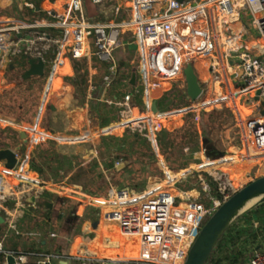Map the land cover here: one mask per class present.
Returning <instances> with one entry per match:
<instances>
[{"label": "built area", "instance_id": "2783aa9c", "mask_svg": "<svg viewBox=\"0 0 264 264\" xmlns=\"http://www.w3.org/2000/svg\"><path fill=\"white\" fill-rule=\"evenodd\" d=\"M50 1L57 7L46 10L48 17L27 21L6 16L3 10L9 5L0 0L1 70L20 72L19 56L42 58L46 63L45 57L52 53V73L67 62L75 66L85 60L84 75L98 68L110 83L123 69L117 52L132 46L143 103L136 104L131 95L111 132L135 131L154 141L164 128V118L191 112L199 124L203 116L229 108L238 114L243 148L205 151L199 169L204 168L217 183L211 189L223 183L231 191L230 165L264 160V0H117L114 12L121 16L126 12V18L111 22L89 19L85 0ZM90 2L99 5L103 0ZM92 58L99 62L93 64ZM188 66L194 68L203 90L196 100L188 94ZM170 84L178 85L175 91L187 104L160 110L158 100L173 92L172 86L167 88ZM40 137L32 136L30 145L49 138ZM17 156L12 169L0 161V216L6 213L9 219L12 207L24 208L29 197L46 194L96 206L105 233L79 250L76 258L85 264H185L203 225L217 210L213 212L201 195L181 196L170 187L187 173L195 174V168L174 174L166 167L160 185L124 186L97 197L77 186L42 178L29 157L22 158L18 152ZM258 167L264 169V161ZM0 254L5 257L1 264L10 254L17 264H24L27 257L7 249L4 235H0ZM248 261L264 264V253H252ZM39 264H50L49 256Z\"/></svg>", "mask_w": 264, "mask_h": 264}, {"label": "crops", "instance_id": "0c3cea01", "mask_svg": "<svg viewBox=\"0 0 264 264\" xmlns=\"http://www.w3.org/2000/svg\"><path fill=\"white\" fill-rule=\"evenodd\" d=\"M10 3L11 1L8 3L4 2L5 5H10ZM51 7H57V5L50 0H47L42 7H38V10L47 14L46 10ZM134 50L135 48H133L132 46L122 47L120 51L117 52L116 57H118L120 60H131L130 64H132L133 60L130 56ZM26 59L28 60L29 58ZM52 59V53L48 54L45 57V75L43 76L44 78L41 83V85L43 84L44 86L41 88L43 89V91L40 90L42 91L40 92L42 102L41 104H39V108L37 109V111L35 113L32 112L30 115H28L26 113V110H24L23 112V106L21 105V108L18 110V114L14 115L15 111L9 110L10 107L6 112L0 109L1 132L6 131L10 133H16L15 131L19 129V127L18 125L14 124L28 127L26 126V122H29L32 123L33 126L36 124L42 125V127L40 126V128L44 132H46L45 134L50 136L47 140L57 142L58 144L65 147L71 148L72 144L80 143L81 141L79 139L81 137L82 139L86 136H88L89 138H98L96 140L97 142H94L93 140V143L76 147L77 152H85L82 158L84 160V163H88L97 158L100 144L105 137L115 135L123 138L124 133H127L125 130H122L115 134L116 131L111 132L110 127L116 125L118 121L123 117L124 110L126 109L125 102L131 95H134V102L136 104L142 105L143 97L140 93H138L141 92V84L138 81L137 75L134 71L130 73L129 71H124L125 69H127L126 66H123V69L119 72L120 74L118 75L117 79L110 83H108L107 79H105L104 74L98 68H91V74L89 76L84 75L85 80L77 82L74 77L75 66L69 62L64 64L61 68H59V70L55 72V74L57 72L59 73L56 76L54 75L55 79L53 81L51 79L52 74H54L51 72ZM9 74L10 73H8L6 70L3 71L0 69V84L3 88H8V85L14 84L12 83V80H9L8 82L7 79L9 78ZM133 74L136 75V80L134 84H131L130 81ZM35 80L36 79H34V77L23 79L22 85L23 87L25 86L24 84L34 86ZM44 80H46L45 83ZM77 86H79L83 92L84 96L82 98H78L76 95ZM125 86H128V88H125ZM21 91H23V89H21ZM49 94L52 97L49 96L46 99V95ZM164 98L165 96L158 100L157 106L160 110L169 109L167 108V106L164 107L161 101ZM73 101L77 106L75 108H73L71 104ZM186 104L187 101L185 100L184 105L180 104L179 107L174 109L182 108ZM42 109H44V114L41 113L43 111ZM187 114H191L193 116V113L191 112L182 113L181 115L177 116H181V120L183 121L184 116ZM177 116L164 118L162 119V123L164 121H167V119L174 121L176 120L175 117ZM82 124L86 125L85 130L82 129ZM163 126L164 128L162 130V139L163 141H165V139L167 138V134L164 131L165 123H163ZM174 128L175 127L172 126L171 130H173ZM129 132L130 131L128 130V133ZM18 140L19 142L15 145H12V140L4 141V143L0 145V149L10 148L15 150L16 148H20L18 154L22 158H30V153L34 145H30L28 130L27 132L25 131L24 134L20 135V139ZM110 159L112 158H104L102 160H99L97 158L102 167L103 162H109L111 161ZM202 161L204 160L202 159ZM120 162L121 160L112 162V165L106 168V170L104 171L106 177L109 176V174L112 175V171L114 169L119 168L118 166H120ZM166 167L171 170L167 164ZM184 171L185 169L181 172ZM171 172L173 173V170H171ZM182 182H184V180L180 183ZM202 184L205 185V182ZM115 188L121 187L110 186L107 190V193L111 189ZM87 193L90 194L89 192ZM40 198H45L52 201L53 207L45 209L39 202ZM40 198L36 199L35 202H28L27 206H25L24 208L12 207L9 219L8 215L5 213L3 216L4 220H0V225H3L6 228L7 233L4 236L7 237L10 234V238H7H9L8 241H12V243H9L12 248L6 246L7 249L14 250L18 247V252L21 253H24V250H28L31 248L36 249L38 251L37 258H33V262H35L36 264H39V262L44 260L47 256H49L50 258V264H85L81 259L76 258L79 250L84 246L92 243L95 238L100 239L101 235L105 233V229L101 224L98 213V219L96 218L95 221L93 219L94 210L92 211V209L94 208L96 212L97 210L99 211V209L94 205L77 202L75 209L72 210L73 208L70 205V202L72 200L70 201L67 199L56 197L52 194H46ZM14 210L15 215L12 222H10L11 213ZM37 213L40 214L39 217ZM69 218L70 223L65 225V221ZM88 218L91 220L90 222H88ZM238 225V228H242L241 224ZM255 227L257 228L258 226ZM21 229L22 232H20ZM16 233L18 235L22 233V236L25 237L26 235V238H17L18 235ZM40 233L42 236L39 235L37 240L35 237ZM258 238L259 241L264 242V240H262L264 239V232L259 234ZM252 253L253 252L250 253V251L247 253V260H249V256L252 255ZM2 256L3 254H0V260H2V258H5L4 256ZM27 261V257L23 259V262L26 263ZM239 261L242 262L241 259ZM240 262H238V264H242ZM245 264H249V261H246Z\"/></svg>", "mask_w": 264, "mask_h": 264}, {"label": "rangeland", "instance_id": "374dc122", "mask_svg": "<svg viewBox=\"0 0 264 264\" xmlns=\"http://www.w3.org/2000/svg\"><path fill=\"white\" fill-rule=\"evenodd\" d=\"M10 1V5L3 10V13L6 16L24 20L25 18H23L22 16L24 14L23 12H26L27 10L26 8H24L26 7V0H4V2L6 3ZM46 1L47 0H36V3L38 4V7H42ZM88 1L90 0H85L84 3L85 13L94 22H111L118 21L122 19L121 17H123V20L126 18V12H122V16L116 15V13L114 12V7L117 4V0H103L101 4L96 5L95 9L89 6L90 3ZM93 10L95 11L93 12ZM40 18H46V15L42 14L41 16L35 19ZM35 19L31 18L30 20L28 19V21H32ZM135 56L136 53L134 52L130 56L133 60L132 64H130L131 60H121L122 67L126 66L127 68L124 71H129L130 73L135 70V67L137 65V60ZM92 59L93 64L99 62L98 59ZM16 64L21 67L20 72H10L9 78L7 79L8 82L9 80H12V83L14 84L8 85V88H3L0 84V109L6 112L10 107L9 110L15 111L14 115H17L19 112L18 110L21 108L22 105L23 112L24 110H26V113L30 115L32 112L35 113L37 111V109L39 108V104H41L42 102L40 92L43 91V89L41 88L44 85H41V83L44 77L35 80L34 86L24 84L25 86L23 87L22 80L25 79L24 74L29 67L26 64V57L19 56L16 61ZM85 64H87L85 60L75 64L74 77L77 82L85 80ZM102 65L106 67L104 64ZM58 73L59 72H57L56 74H52L51 79L53 81ZM45 82L46 80H44V83ZM170 86L173 87V92H168L165 95V98L161 100L164 107L167 106V108L169 109H174L179 107L180 104L184 105L185 100L179 97L180 91H175V88L179 90L178 85L170 84L167 86V88L169 89ZM125 88H128V86H125ZM21 89H23V91H21ZM76 89L77 97L82 98L84 96L82 90L79 86H77ZM49 96L50 94L46 95V99ZM71 104L73 108L77 107L74 101ZM42 110L41 113L44 112V109ZM175 119L176 120L174 121L167 119V121L163 122L165 123L164 131L167 134V138L165 139V141H163L162 139L163 131H159L156 133L154 141H148L143 139L142 137H139L138 141L135 143L133 141V137L135 135L133 133H137L135 131L129 133L128 131H126L127 133H124L123 138H120L115 135L105 137L107 139H110L111 145H113V148L116 150L112 154L109 152H104L103 150H99L97 153V158L99 160H102L104 158H112L110 159L111 162L119 160H121V162L120 166H118L119 168L114 169L112 171V175L109 174V176L107 177L104 173L106 168L101 166L104 177L101 180V186L94 192V196L103 197V195L107 193V190L110 186H129L136 189H144L150 184L160 185L164 180L165 171L163 172V170H167L166 164L171 170H173L174 174H177L179 172L181 173V171H183L184 169H188L189 167H191L197 170L195 174L187 173L184 182H174L170 185V187L173 189L175 188V190H177V193L181 194V196L191 198L197 197L198 195H201L200 197L203 196V199L208 202L209 207H214V210L212 209L214 212L215 209H217V206L221 204L226 197L219 199V201L215 203L210 202V198L206 197V195L208 194L211 196V193H214V189L211 188L217 183H213L212 179H210L208 172L204 171V168L199 169V165L203 162L202 159H205V151L210 152L214 150H219L223 152H233L236 148H243L238 114L229 108H223L203 116L199 124L195 122L191 114L185 115L183 121L181 120V116H177L175 117ZM14 125H18L19 127V129H17L18 131H15L16 133H10L6 131L1 132L0 128V145H2L4 141L8 140L13 141L12 145L17 144L19 142L18 139H20V135L24 134L25 131L27 132V130L29 137L31 138L33 136V139L37 138L38 140H40V138H42L40 136H49L45 134L46 132H44L40 128V126L42 127V125L39 124L33 126L32 123L26 122V126L28 127L22 125L19 126V124ZM81 126L83 130L86 129V125L82 124ZM172 126L175 127L173 130H171ZM35 130L37 131L35 132ZM118 132L120 131H116L115 134H117ZM185 134L186 138L183 139L182 135ZM97 139L98 138H89L88 136L83 137V139L81 137L79 139L81 142L79 141L80 143L72 144L71 148L74 152H77V146H85L89 143H93V140L94 142H97ZM131 146L135 149L132 152L130 148ZM81 154L83 156L85 152L81 151ZM97 158L94 160L98 161ZM76 160H80V158L77 157ZM261 161L264 160H259L258 162H256L257 164L251 162L245 164L241 163L230 165L232 171H230L232 176L231 182L233 186L229 195H227L228 198L240 189H242L244 186L252 182L254 179L264 176V169L258 167ZM247 173H251V176L248 177ZM204 182L205 185L202 184ZM71 202L70 205L73 208L72 210H74L76 202ZM92 211L94 213L93 219L95 221L96 218L98 219V210L96 212V210L93 208ZM37 215L38 217L40 216L39 213H37ZM248 217V214H245L244 212L238 218H236L230 226L232 228L230 229V231L227 230L228 232L226 231L224 233L223 238L224 240L236 238V241H238L240 247H252L260 253H264V246L262 247L259 245V233L256 232L258 230V228L255 227L256 223H254L253 221L250 222L248 220ZM90 221L91 220L89 219L88 222ZM238 224H241L242 228H238ZM251 225H253L254 228L250 229ZM238 231H240L239 235L237 233ZM20 232H22V229L20 230ZM6 233V228L3 225H0V235L3 236ZM9 235L7 237H9ZM39 235L42 236L40 233L35 238L37 239ZM7 237L6 246L12 248V246L9 245V243H12V241H8L10 237ZM18 237L22 239L26 238V235L24 237L22 236V233H20L17 238ZM234 264H238V262H235Z\"/></svg>", "mask_w": 264, "mask_h": 264}, {"label": "trees", "instance_id": "16d2710c", "mask_svg": "<svg viewBox=\"0 0 264 264\" xmlns=\"http://www.w3.org/2000/svg\"><path fill=\"white\" fill-rule=\"evenodd\" d=\"M89 6L95 9L96 5L92 4L90 1ZM26 12H23L24 20L31 18L35 19L39 16L47 15L38 10V4L36 0H26L25 1ZM95 10H93L94 12ZM48 17V15L46 16ZM37 20V19H35ZM34 21V20H32ZM28 58V57H26ZM26 64L28 65V60L26 59ZM40 77H34L38 80ZM133 141L134 143L138 141L139 137H142L139 133H134ZM182 138H186V134L182 135ZM146 140V139H145ZM131 152L135 150L132 146ZM99 150L104 152L114 153L115 149L111 145L110 139L104 138L100 144ZM77 157L80 160H76ZM81 152H74L72 148L65 147L58 144L57 142L45 140L37 144L30 153V163L34 171H36L42 178L52 180L54 182H65L67 184L77 186L83 191H87L94 195V192L101 186V180L103 179V171L100 163L98 161L92 160L88 163H84L82 160ZM112 165V162H103V167L107 168ZM248 220L256 223L258 225L257 233L261 234L264 232V202L260 203L248 211ZM252 222V224H253ZM232 227L228 229L230 231ZM254 228L251 225L250 229ZM227 231V232H228ZM238 235L240 231L237 232ZM264 240V239H262ZM260 246H264V242L259 243ZM14 250L18 251V247ZM27 255L28 261L24 264H36L33 262V258H37L38 251L36 249L24 250ZM256 252L255 248L252 247H240L236 238L224 240L223 236L216 245L209 261L207 264H234L235 262H240L245 264L247 260V253ZM36 253V254H35Z\"/></svg>", "mask_w": 264, "mask_h": 264}, {"label": "water", "instance_id": "95a60500", "mask_svg": "<svg viewBox=\"0 0 264 264\" xmlns=\"http://www.w3.org/2000/svg\"><path fill=\"white\" fill-rule=\"evenodd\" d=\"M179 1L182 2L183 0ZM28 64L29 67L24 74L25 79L43 77L45 75L46 64L42 58H29ZM135 80L136 75L133 74L130 83L134 84ZM186 81L189 96L192 100L198 99L203 90L192 66H188L186 69ZM258 94L259 92L257 93L256 100L259 98ZM19 150L20 148H16L15 150L10 148L0 149V161L4 163L6 168L12 169L16 166L18 161L17 152ZM35 201L36 198L34 196L29 198V202ZM39 202L45 209L53 207V202L48 199L40 198ZM263 202L264 176H261L254 179L220 204L217 210L203 225L188 253L185 264H207L219 240L228 228H230L235 219L252 207ZM0 220L3 221L4 217L0 216ZM69 223L70 218L65 221V225ZM4 264H17L16 257L12 254L8 255Z\"/></svg>", "mask_w": 264, "mask_h": 264}, {"label": "bare ground", "instance_id": "6f19581e", "mask_svg": "<svg viewBox=\"0 0 264 264\" xmlns=\"http://www.w3.org/2000/svg\"><path fill=\"white\" fill-rule=\"evenodd\" d=\"M229 189L227 188V186L225 184H221L219 186H217L216 188H214V193H211V196L207 194V197L210 198V202L213 203L221 198H225L226 195L229 194ZM227 199V197L225 198ZM224 200V199H223ZM210 203V204H211ZM14 215H15V210L11 213V221L13 220L14 218ZM11 224V223H10Z\"/></svg>", "mask_w": 264, "mask_h": 264}]
</instances>
